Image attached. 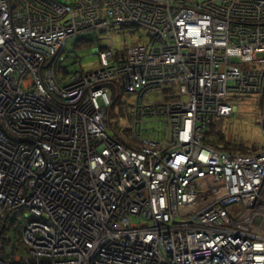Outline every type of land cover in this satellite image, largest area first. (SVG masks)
I'll return each instance as SVG.
<instances>
[{"label": "built area", "instance_id": "2783aa9c", "mask_svg": "<svg viewBox=\"0 0 264 264\" xmlns=\"http://www.w3.org/2000/svg\"><path fill=\"white\" fill-rule=\"evenodd\" d=\"M74 2L0 0V211L27 244L1 230L0 264H264V0ZM119 26L146 37L67 64ZM247 95L263 143L218 149Z\"/></svg>", "mask_w": 264, "mask_h": 264}, {"label": "rangeland", "instance_id": "374dc122", "mask_svg": "<svg viewBox=\"0 0 264 264\" xmlns=\"http://www.w3.org/2000/svg\"><path fill=\"white\" fill-rule=\"evenodd\" d=\"M62 4L69 3L73 7L75 5V0H60ZM77 4V2H76ZM66 7V12L64 14H72L77 12L76 8ZM89 11V10H88ZM90 12V11H89ZM82 12L81 14H97V10L95 9L92 13ZM133 27L129 28L127 26H119L116 29L112 28H104L99 29L98 27L92 28L89 32L73 38L69 42V52L67 64H71V62H81V65L84 69H91L100 64V59L98 58V54H96L97 48L101 47L107 48L112 41L115 42V47L118 50V54L112 56V60L118 59V55L120 58H124L127 56V49L125 45H135L136 43H140L142 37H146V32L142 27ZM85 38V39H83ZM124 52V54L122 53ZM128 96L125 98L122 106L117 107V122L125 124L126 128H128L130 140H135L133 135V125L136 119L137 112L135 111L136 105H140L141 101H138L135 92L127 93ZM261 110V105H259L258 101L253 98L251 95L242 96L241 98V107L240 113L232 115L230 120L232 123L231 135H233V140L230 142H237L238 144L243 143V145L251 148L256 147L263 143V132L261 125L256 123V117L258 111ZM128 111H131L130 114ZM139 115V114H137ZM148 143V142H147ZM159 153H162L160 150ZM241 153V152H240ZM155 159V158H154ZM44 171V170H40ZM4 208V207H3ZM4 211H0V231L4 230L2 235V239L8 234H11V228L14 229L17 221H15L11 226L6 227L5 222L6 218L4 217ZM7 214V213H6ZM18 233H12V239L6 241L7 247L13 246L14 249H18L27 245L26 242L23 241L25 236V231H17ZM18 237V238H17ZM26 249V248H25ZM29 250V246L27 247V251Z\"/></svg>", "mask_w": 264, "mask_h": 264}, {"label": "trees", "instance_id": "16d2710c", "mask_svg": "<svg viewBox=\"0 0 264 264\" xmlns=\"http://www.w3.org/2000/svg\"><path fill=\"white\" fill-rule=\"evenodd\" d=\"M209 136H210L209 142H212L218 149L233 151V152H241V153L250 152L248 150L249 147L243 145V143L238 144L237 142L228 141L226 135L221 131L218 132L211 131V134H209ZM17 230L18 228L14 227V229L13 228L11 229V232L15 233L17 232Z\"/></svg>", "mask_w": 264, "mask_h": 264}, {"label": "bare ground", "instance_id": "6f19581e", "mask_svg": "<svg viewBox=\"0 0 264 264\" xmlns=\"http://www.w3.org/2000/svg\"><path fill=\"white\" fill-rule=\"evenodd\" d=\"M14 220V216L10 219V221L8 223H12Z\"/></svg>", "mask_w": 264, "mask_h": 264}]
</instances>
